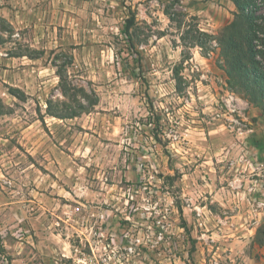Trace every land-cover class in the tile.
Returning <instances> with one entry per match:
<instances>
[{"label": "rangeland", "instance_id": "rangeland-1", "mask_svg": "<svg viewBox=\"0 0 264 264\" xmlns=\"http://www.w3.org/2000/svg\"><path fill=\"white\" fill-rule=\"evenodd\" d=\"M248 38L231 0H0V264H264Z\"/></svg>", "mask_w": 264, "mask_h": 264}, {"label": "trees", "instance_id": "trees-1", "mask_svg": "<svg viewBox=\"0 0 264 264\" xmlns=\"http://www.w3.org/2000/svg\"><path fill=\"white\" fill-rule=\"evenodd\" d=\"M231 2L235 5L236 9L241 14L244 21H246L248 24L252 25L256 29H260L264 31V14L261 13V2L259 0H231ZM130 17L127 18L125 22V26L123 28V34L125 35L126 39L130 43L131 49L134 51L135 47L132 44V36H131V29L135 25L136 15L135 13L130 9L129 10ZM260 21L261 24H258ZM230 37V36H229ZM226 40V39H225ZM230 41L232 39H229ZM250 42L249 52L247 53V60L251 63H253V68H248V66H245L244 62L242 60L237 61V63L234 65V69L236 71H239L242 75L239 77L242 79L243 82L247 83L252 88H262L264 91V66L261 70L260 63L255 60V45L252 40L249 38L247 39ZM224 42V40H222ZM234 44H237V41L234 42ZM237 48L232 47L230 50V54L236 53L238 49H240V45H235ZM134 53V52H133ZM135 55L138 57V52H135ZM237 56V55H235ZM140 57V56H139ZM138 60V59H137ZM139 64H141L139 62ZM249 71V72H248ZM258 81H261L260 83ZM13 96L18 97V94H14V92H11ZM254 102L258 106H264V100L256 97ZM58 115V114H53ZM61 119H68V118H74L76 117V114H72L70 116H54ZM157 121L158 118H157Z\"/></svg>", "mask_w": 264, "mask_h": 264}, {"label": "built area", "instance_id": "built-area-1", "mask_svg": "<svg viewBox=\"0 0 264 264\" xmlns=\"http://www.w3.org/2000/svg\"><path fill=\"white\" fill-rule=\"evenodd\" d=\"M129 250H130V251H132V250H133V248H129Z\"/></svg>", "mask_w": 264, "mask_h": 264}]
</instances>
